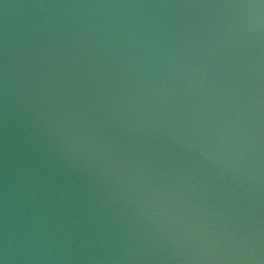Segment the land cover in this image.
Masks as SVG:
<instances>
[{
    "label": "water",
    "instance_id": "1",
    "mask_svg": "<svg viewBox=\"0 0 264 264\" xmlns=\"http://www.w3.org/2000/svg\"><path fill=\"white\" fill-rule=\"evenodd\" d=\"M0 264H264V0H0Z\"/></svg>",
    "mask_w": 264,
    "mask_h": 264
}]
</instances>
